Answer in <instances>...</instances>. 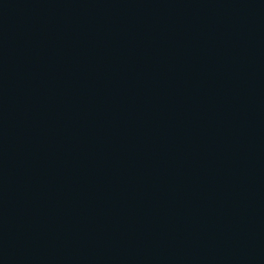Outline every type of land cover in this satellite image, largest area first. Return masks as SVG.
<instances>
[{
	"label": "water",
	"instance_id": "water-1",
	"mask_svg": "<svg viewBox=\"0 0 264 264\" xmlns=\"http://www.w3.org/2000/svg\"><path fill=\"white\" fill-rule=\"evenodd\" d=\"M0 264H264V0H0Z\"/></svg>",
	"mask_w": 264,
	"mask_h": 264
}]
</instances>
